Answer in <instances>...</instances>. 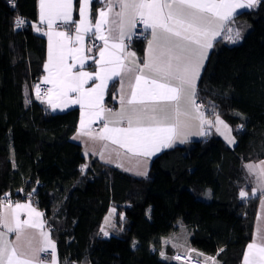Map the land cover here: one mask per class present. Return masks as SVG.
<instances>
[{
    "label": "trees",
    "instance_id": "trees-1",
    "mask_svg": "<svg viewBox=\"0 0 264 264\" xmlns=\"http://www.w3.org/2000/svg\"><path fill=\"white\" fill-rule=\"evenodd\" d=\"M250 17L238 42L215 44L198 84V99L231 124L236 143L213 133L174 146L139 176L98 158L85 166L73 139L79 108L53 112L37 98L47 55L38 0H0V197L11 192L45 212L61 264H184L166 238L180 222L194 255L242 264L262 196L244 166L264 159V0ZM135 45L143 55L145 41ZM112 207L115 227L104 236Z\"/></svg>",
    "mask_w": 264,
    "mask_h": 264
},
{
    "label": "snow or ice",
    "instance_id": "snow-or-ice-1",
    "mask_svg": "<svg viewBox=\"0 0 264 264\" xmlns=\"http://www.w3.org/2000/svg\"><path fill=\"white\" fill-rule=\"evenodd\" d=\"M258 2L259 0H106L105 7L98 10V18L93 24L90 19L91 0H80V20L76 24L73 38L63 31H52L56 20H63L64 23L72 20L73 0H40V19L47 20L49 28V59L45 65L48 75L44 78V83L52 85L47 90L48 103L53 109L79 104L82 111L76 138L83 135L94 141H108L124 149L125 154L130 157H150L162 148L171 147L178 139L184 142L191 134L185 131L190 120H199L201 127L213 123L204 118L202 106L195 100L196 80L208 50L213 47V41L221 35L238 9L252 8ZM117 5V19L110 20V14ZM138 20L146 29L151 30L152 38L148 40L142 66L136 63L129 67L120 55L124 49L122 41L127 35L126 26L135 28ZM105 25H111L107 35L104 33ZM114 32L118 33V37L112 35ZM88 33H92L94 39L103 41L99 59L83 55L84 36ZM54 36L57 38L55 41ZM240 38L239 31L228 37L233 43ZM115 39L120 42L110 44V40ZM70 44L78 46L71 47ZM87 51L91 52V48ZM131 55L134 56V53ZM69 58L73 63H68ZM88 59H94L98 66L95 72H73L77 64L82 69ZM126 74L129 81L128 92L123 94L122 83L120 110H107L105 115L102 100L108 81L117 76L123 79ZM90 80L98 83L85 88ZM36 91L39 99V85L36 86ZM70 93L75 94L74 99L70 97ZM93 117L103 121L99 132H94L91 128ZM216 123H223L219 116L216 117ZM110 124L126 126L110 127ZM196 134L205 133L200 131ZM225 139L230 144L234 143L229 135H225ZM104 147L107 148L108 144ZM113 151L120 156L118 150ZM100 155L101 159L105 158L103 152ZM244 167L249 175L255 177L260 189H264V161ZM240 195L246 197L248 193L241 191ZM21 211L27 213V219H20ZM42 215L29 203H16L13 206L11 202L5 204L0 201V228L3 229L0 231V264H43V261L34 260L33 257L49 250L51 264H59L55 244L50 239V234L44 231ZM27 229L38 230L39 247H33L35 235L28 238ZM260 232L258 228V239L247 245L243 264H264V236ZM9 233L14 234V241L8 239ZM104 235L107 236L108 233L104 232ZM192 251L189 249L185 253L184 264L191 259ZM174 259L181 260V255L178 254ZM209 259L212 258H205V264H208ZM212 264H215L214 259Z\"/></svg>",
    "mask_w": 264,
    "mask_h": 264
},
{
    "label": "crops",
    "instance_id": "crops-1",
    "mask_svg": "<svg viewBox=\"0 0 264 264\" xmlns=\"http://www.w3.org/2000/svg\"><path fill=\"white\" fill-rule=\"evenodd\" d=\"M260 1V0H259ZM105 3L106 0H91V4H90V11H91V22L94 24L95 20L98 18V10L101 8L105 7ZM258 4V3H257ZM256 4V5H257ZM38 7H39V19L35 24V29L37 31V28H39V33L43 34L46 36L47 38V55H46V59H45V63H44V73L41 76V83L45 84L47 87L51 88L52 85L44 83V78L48 75V71L45 68V65L48 64V59H49V37L47 35V33L49 32V28H48V22L47 20L42 21L40 19V0H38ZM79 7H80V0H73V8H72V20L69 21L68 23H64L63 20H56L55 23L53 24V28L52 31L53 32H59V31H63L69 34V36L71 37H75V27L76 24L79 22L80 20V16H79ZM250 10L251 8H241L237 10V14L233 17V19L231 21H229L227 23V25L225 26V28L221 31V35L217 36L216 39L213 41V47L215 46V44L222 40H228V37L230 35H234L236 31L241 32L243 31V29H245V27H247L248 24H250L252 22L251 17H250ZM119 11V6L117 5L114 9H113V13L110 14L109 19H117L115 17V12ZM109 27H111V25H105L104 26V33L107 35L109 32ZM229 29H231V32H229ZM148 30V35L145 39V51L142 54H140V52L138 51V49L136 48L135 44H131L129 41L132 38V36L134 35V31L135 28H131L130 26H126V31H127V35H125L124 39H123V44H124V49L123 51L120 53L121 57L123 58V61L126 65H128L129 67H133L135 66L136 63H139L141 66L144 62V59L146 58V52H147V44H148V40H150L151 37V30ZM112 35L114 37H118V33L114 32L112 33ZM93 35L92 33H88L84 36V43H83V47L85 49L83 55L87 56V57H93L94 59H99V50L101 47H103V41H101V45L98 47H94L91 43H90V38H92ZM57 38L54 36L53 37V41H55ZM113 42H120L118 39L115 40H110V44ZM69 46L71 47H75L78 45L75 44H70ZM213 47L211 49L208 50L207 53V58L204 60L203 62V67L200 70V74H199V78L196 80V96H195V100L196 103L201 105L202 108L201 110L203 111L204 114V118L206 120H211L213 121V123H216V117L219 116L217 114L215 115H210L207 111V109L205 108V106H203L202 104H200L198 102V84H199V80L201 78L202 72L204 70V67L208 61V58L210 56L211 50L213 49ZM91 48V52L87 51V49ZM134 53V56L131 55ZM94 59H88L86 60L85 64L83 65V68H80V65L77 64L76 67L73 68V72L76 71H86V72H95L97 70V65L94 62ZM68 63L71 64L73 63V61L71 60V58L68 59ZM94 83H98V81H93L90 80L88 81V83L85 85V88L91 87L93 86ZM123 83L124 85V93L123 94H127L128 92V75H124L123 79H121V77L117 76V77H113L111 80L108 81L107 84V88L105 89L104 92V96H103V100H102V107L106 110L105 111V115L107 114V110H111L112 112H118L121 108V84ZM114 86V87H113ZM113 87V88H112ZM71 98H75V94L74 93H70L69 94ZM45 100V103L47 104V106L51 109V111L53 112H62V111H66L69 109H73V108H79L80 110V116H79V121H78V128L76 130V132L73 135V139L77 142H79L80 144H82L83 150H84V155L86 157V164L85 166L88 167L92 161L93 158H98L101 161L108 163V164H112L115 165L121 169H124L130 173H133L135 175H139V176H144L147 175L150 171V166H151V161L152 159L157 156L159 153L163 152L164 150L170 149L174 146L177 145H185L188 144L189 142L195 141V140H201V139H205L207 137H209L211 134L215 133V129L213 128V130H209V128L211 129V126L209 124H204L203 127H201L200 125V121L196 120V119H192L188 122V127L185 129V131L191 133L190 135H188L187 140H185L184 142H181L179 139L176 140L171 147H167V148H162L159 152H156L154 155L150 156V157H130L129 155L125 154V150L124 149H120L118 145H113L108 141H94V140H90L88 137L86 136H79V138H76L78 135V130L80 128V119H81V108L79 104H69L68 107H58L56 109H53L51 107V105L48 103V96L43 98ZM183 103V102H182ZM220 117V116H219ZM220 119V118H219ZM110 127H115V126H126L124 124H120V125H115V124H110ZM103 127V121L100 119H95L93 117V122L91 124V128L94 132H99V130ZM203 131L205 134L204 135H197V132ZM108 144V147L105 148L104 145ZM113 149H116L120 152V156H117L116 151H113ZM103 152L104 154V159H101V155L100 153ZM110 158V159H109ZM264 161L263 160H259V162ZM258 162V163H259ZM257 163V164H258ZM146 174H139V173H145ZM262 192V196H261V202H260V208H259V212H258V217L256 220V226H255V231H254V237L252 239V241L254 239H258V235H257V229L259 228L261 230L260 235L264 236V189H260V186L258 185L257 189H255V192L258 193L259 191ZM16 203H21V204H26L29 203L31 204V206L33 208H35L38 212L42 213V217L41 219L44 222V231L48 232L50 234V239L54 242L55 244V249H56V254H57V258H58V262L59 264H61L60 262V256H59V251H58V245L56 242V239L53 236L52 233V229L49 225L48 219L46 218L45 212L40 209L38 206L35 205V203L31 200V199H20V200H15L13 203H11L13 206ZM7 204V203H6ZM20 219L24 220L27 219V213L24 211L20 212ZM3 229L0 228V231H2ZM26 235L28 238L33 237V235H35V239L33 240V247H39V241H40V237L38 235V230H34V229H27L26 230ZM8 239L10 241H14L15 240V236L12 233L8 234ZM172 241V243H176V248L179 251H184L187 252L191 247H193L192 245L189 244L188 240H184L181 239L179 237H171L169 238V241ZM251 241V242H252ZM250 242V243H251ZM171 243V244H172ZM195 248V247H194ZM186 249V250H185ZM247 251V248H246ZM194 253H200V250H198L197 248H195V252ZM246 253V252H245ZM41 254H39L38 257H33L34 260H39L41 261ZM46 264H51V260H50V250H49V257L48 260L46 261ZM243 264V261H242Z\"/></svg>",
    "mask_w": 264,
    "mask_h": 264
},
{
    "label": "built area",
    "instance_id": "built-area-1",
    "mask_svg": "<svg viewBox=\"0 0 264 264\" xmlns=\"http://www.w3.org/2000/svg\"><path fill=\"white\" fill-rule=\"evenodd\" d=\"M20 28H22L21 24H20ZM147 35H148V30L145 28L144 24L138 20L137 23H136L134 35L132 36V38L130 39L129 42L131 44H136L137 42L145 41ZM90 43L94 47H98V46L101 45V41L98 40V39H94L93 37L90 38ZM37 85L40 86V96L41 97H47L48 96L47 95V90L49 89V87H47L43 83H38ZM198 102L200 104H202L203 106H205V103H204L203 100L198 99ZM0 201H2L3 203L6 204V203H9V202L13 203L15 201V199H14L12 193L8 192L7 194H5L2 197H0ZM173 244L174 243H172L171 246ZM190 249L193 250V251L191 252V259L188 260L187 263H189V264H205V258H200V257H197L196 255H194V252H195V248L194 247H191ZM172 252H174V251H172ZM185 253L186 252H181V251L177 252V251H175L174 252V257L179 254V255H181V261L185 262V260H186ZM48 257H49V252H45V253L41 254V261H43V264L47 263L46 261L48 260ZM209 258H212L214 260L216 259L215 256H211V255H209ZM212 259L208 260V264H212Z\"/></svg>",
    "mask_w": 264,
    "mask_h": 264
},
{
    "label": "rangeland",
    "instance_id": "rangeland-1",
    "mask_svg": "<svg viewBox=\"0 0 264 264\" xmlns=\"http://www.w3.org/2000/svg\"><path fill=\"white\" fill-rule=\"evenodd\" d=\"M238 41H236V42H238ZM231 43H233V42H231ZM219 118H220L221 121H223V123L222 124L212 123L210 125L211 129L209 128V130H213V128H214L215 131H216L215 133H217V135L222 137L227 143H228V141L225 139V135H229L234 141V143H231V144L229 143V144L230 145H234L236 143V139L234 137V130H233L231 124L227 120H225L223 117L220 116ZM225 125H227V128H225ZM217 128H219V131H217ZM229 129H230V132L228 131ZM258 162L259 161H257L256 164ZM113 209H115V208L112 207L108 211V213L105 215V217L103 219V223H102V227H101V232H102L103 235H104V232H107L108 233L107 236H109V235L112 234V232L114 230V227H115V222L114 221H115L116 209H115L114 212L112 211ZM106 218H107V220H106ZM179 226L180 227L176 231H173L166 238L168 239V238H171V237H179V238L184 239V240L189 239V237L191 235V232L189 231V229H187V227L182 222L179 223ZM174 244H175V242H174ZM215 264H221V262L215 260Z\"/></svg>",
    "mask_w": 264,
    "mask_h": 264
},
{
    "label": "bare ground",
    "instance_id": "bare-ground-1",
    "mask_svg": "<svg viewBox=\"0 0 264 264\" xmlns=\"http://www.w3.org/2000/svg\"><path fill=\"white\" fill-rule=\"evenodd\" d=\"M181 252H184V251H181Z\"/></svg>",
    "mask_w": 264,
    "mask_h": 264
}]
</instances>
